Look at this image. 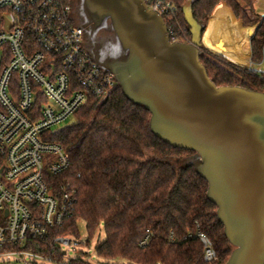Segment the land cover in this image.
<instances>
[{"label": "trees", "instance_id": "obj_1", "mask_svg": "<svg viewBox=\"0 0 264 264\" xmlns=\"http://www.w3.org/2000/svg\"><path fill=\"white\" fill-rule=\"evenodd\" d=\"M170 1L177 8L174 16H164L171 39L193 40L184 13V7L191 4L202 43L200 59L216 85L264 91L263 76L215 53L204 43L215 9L224 4L243 30L257 26L250 40V58L260 64L264 0ZM150 118L151 113L131 102L118 85L101 102L90 97L72 122L49 133L48 139L60 144L70 159L68 169L57 176L58 189L68 186L73 194L71 215L54 233L78 237V221L83 220L90 245L103 225L105 239L97 243L96 255L108 261L226 264L234 246L217 216V205L208 197V182L196 169V152L173 147L157 137ZM199 233L212 242L217 253L214 261H205ZM63 255L56 249L53 260L61 261ZM88 256L81 253L69 264H92Z\"/></svg>", "mask_w": 264, "mask_h": 264}, {"label": "built area", "instance_id": "obj_2", "mask_svg": "<svg viewBox=\"0 0 264 264\" xmlns=\"http://www.w3.org/2000/svg\"><path fill=\"white\" fill-rule=\"evenodd\" d=\"M70 1L0 0V256L54 261L56 249L82 244L54 233L71 215L73 194L58 189L70 159L48 137L119 84L85 49ZM144 1L163 17L177 13L170 0ZM258 65L250 58L247 68L264 77ZM198 237L205 261H214L212 242Z\"/></svg>", "mask_w": 264, "mask_h": 264}, {"label": "water", "instance_id": "obj_3", "mask_svg": "<svg viewBox=\"0 0 264 264\" xmlns=\"http://www.w3.org/2000/svg\"><path fill=\"white\" fill-rule=\"evenodd\" d=\"M78 7L97 28L110 21L115 44L91 55L151 113L153 133L196 152L234 246L226 264H264V91L218 86L209 77L191 4L184 7L191 42L172 40L163 15L144 0H78Z\"/></svg>", "mask_w": 264, "mask_h": 264}, {"label": "rangeland", "instance_id": "obj_4", "mask_svg": "<svg viewBox=\"0 0 264 264\" xmlns=\"http://www.w3.org/2000/svg\"><path fill=\"white\" fill-rule=\"evenodd\" d=\"M70 3L74 6V8L76 7V0H71ZM226 13L227 12H225V10L220 7V8H218L215 16L212 15V18H211L210 22L208 23L206 32L204 34V43L210 50L214 51L215 53H218V54L226 57L227 59L235 62L236 64L248 67L250 65V59H249V63L248 64H242V63L236 61L235 59H233L232 57L227 56L225 53H223L222 51L224 50V48H223L222 44L217 42V45H212L210 43V40H209L210 39V35H211V32H212V30H213V28L215 26L214 19L217 18V17H220L221 15H224ZM262 13L264 14V8L262 9ZM227 14L230 16L229 13H227ZM213 16H214V18H213ZM76 22L80 24V22L78 20ZM233 23L235 25H239L240 26L241 35L239 37H240V39L244 38V42H245L244 47L245 48L248 47L249 44H250V40H251L249 38L254 33L255 29H257V26H252V27L247 28L246 30H243L242 27H241V22L239 20L233 19ZM221 31H222V33H225L227 31V27H221ZM239 37H237V38H239ZM84 38H83L84 47L87 50V52H89L91 54V52L87 49V47L85 45V39ZM237 38H235L233 40V42ZM114 42L112 44H115ZM250 46H251V44H250ZM240 51L245 56L244 51L242 49H240ZM257 67L261 68L264 71V62L259 64ZM70 122H72V120H70ZM64 125L65 124H63L62 126H64ZM78 231H79V236L78 237L70 236V238L72 240H74V241H79L82 244H77L75 246H71V247L65 248L64 250L66 251V254L63 255V258H62L61 261H51L49 259H42V258H30L28 256H21V257L20 256H10V257H8V256H5V255H1L0 256V264H69V262L72 259L76 258L81 253L89 254V256L87 258L92 264H102V263L105 264L107 262H109V263H119V264H121V263H125L126 264L127 263L126 261H124L122 259L109 260V261L108 260H104V259L99 258L96 255V245H97V243L98 242H102L105 239V230H104L103 225H101L99 227V229L97 230L96 235L91 240V244L90 245H88V244L85 245L84 244V242L88 238V230H87V227H86V223L83 220H79L78 221Z\"/></svg>", "mask_w": 264, "mask_h": 264}, {"label": "flooded vegetation", "instance_id": "obj_5", "mask_svg": "<svg viewBox=\"0 0 264 264\" xmlns=\"http://www.w3.org/2000/svg\"><path fill=\"white\" fill-rule=\"evenodd\" d=\"M74 15L76 19L82 24L84 29V39L87 49L93 53L94 51L101 54L109 52L111 43L115 41L114 32L110 27L108 20L104 26L97 28L93 24L87 22L85 13L78 7V0H76V7L74 8Z\"/></svg>", "mask_w": 264, "mask_h": 264}, {"label": "bare ground", "instance_id": "obj_6", "mask_svg": "<svg viewBox=\"0 0 264 264\" xmlns=\"http://www.w3.org/2000/svg\"><path fill=\"white\" fill-rule=\"evenodd\" d=\"M214 23L215 26L211 32L209 39L210 43L212 45H217V42L222 44V46L224 47V50L222 51L223 53L242 64H248L249 61L247 60V58L242 57V55L238 52L235 43L233 42L235 38L241 35L239 25H235L233 23V19L227 13L215 18ZM221 27H227V31L225 33H221ZM222 34L224 40L220 39V36Z\"/></svg>", "mask_w": 264, "mask_h": 264}, {"label": "crops", "instance_id": "obj_7", "mask_svg": "<svg viewBox=\"0 0 264 264\" xmlns=\"http://www.w3.org/2000/svg\"><path fill=\"white\" fill-rule=\"evenodd\" d=\"M223 8L224 10H225V12H227V13H229L230 14V16H231V18H233V19H235L234 17H233V15H232V13H231V11L224 5V4H220V5H218L217 6V8L215 9V12L213 13V15L215 16V14H216V12H217V10H218V8ZM214 16H213V18H214ZM236 20V19H235ZM239 29H240V26H239ZM241 31V30H240ZM222 33V32H221ZM252 36V35H251ZM250 36V37H251ZM220 39L221 40H224L223 39V34L220 36ZM250 39V38H249ZM234 43H235V46H236V48H237V50L239 51V53L243 56V57H245V58H247V60L249 61V59H250V55H251V46H250V44H249V46L248 47H244V44H245V42H244V38H242V39H240V37L239 38H237L235 41H234ZM241 47V48H240ZM224 48V47H223ZM240 49H242L243 51H244V53H245V56H244V54L240 51Z\"/></svg>", "mask_w": 264, "mask_h": 264}]
</instances>
